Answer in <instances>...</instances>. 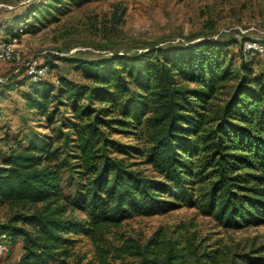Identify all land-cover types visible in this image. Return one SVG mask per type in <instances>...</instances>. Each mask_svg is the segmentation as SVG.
Instances as JSON below:
<instances>
[{
    "label": "trees",
    "instance_id": "16d2710c",
    "mask_svg": "<svg viewBox=\"0 0 264 264\" xmlns=\"http://www.w3.org/2000/svg\"><path fill=\"white\" fill-rule=\"evenodd\" d=\"M229 44L203 37L69 59L87 82L25 75L26 106L48 124L59 113V129L1 158L0 203L24 210L0 222V239L21 238L19 264H111L124 256L133 258L127 264H212L218 249L198 251L188 237L157 229L139 241L114 229L134 214L182 205L198 207L225 227L264 223V64L256 70L250 56L256 52L241 48L237 80L221 99ZM113 133H130L136 143H122ZM138 156L152 174L128 161ZM62 170L69 172L68 193L60 184ZM74 209L84 217L66 213ZM75 234L93 242L92 258L76 253ZM257 251L237 254L248 264H264Z\"/></svg>",
    "mask_w": 264,
    "mask_h": 264
},
{
    "label": "rangeland",
    "instance_id": "374dc122",
    "mask_svg": "<svg viewBox=\"0 0 264 264\" xmlns=\"http://www.w3.org/2000/svg\"><path fill=\"white\" fill-rule=\"evenodd\" d=\"M44 1L0 0V38L26 25L19 41L21 60L18 63L0 60V163L12 148L22 149L33 139L54 136L59 129V113L55 122L48 124L44 116H38L25 104L23 93L29 84L24 78L27 60L34 59L48 67L44 80L56 82L62 74L77 82H87L69 59L105 58L154 45L218 38L230 43L225 49L230 73L221 88V99L237 80L241 48L256 52L250 55L256 70L264 64V0H91L81 5L46 0L52 3L48 11ZM35 9L38 10L30 15ZM64 115H69L68 109ZM111 137L126 144L136 143L130 133H113ZM142 159L128 157V161H136L133 167L152 174ZM69 179V172L62 170L60 184L64 193L72 190ZM22 210V204L0 203V222ZM66 213L84 217L77 209ZM157 229L167 237L190 238L198 251L217 248L219 256L212 264H248L237 253L250 249H259L253 254H264V223L225 227L196 206L182 205L151 215L134 214L114 230L144 241ZM71 236L76 239V253L86 258L94 256L95 246L88 236ZM113 237L106 236L117 244ZM3 240L8 250L0 255V264H19L21 238ZM131 261L130 256L110 259L111 264ZM187 264H194V260Z\"/></svg>",
    "mask_w": 264,
    "mask_h": 264
},
{
    "label": "built area",
    "instance_id": "2783aa9c",
    "mask_svg": "<svg viewBox=\"0 0 264 264\" xmlns=\"http://www.w3.org/2000/svg\"><path fill=\"white\" fill-rule=\"evenodd\" d=\"M25 27V24L19 26L16 30L18 34L15 33L0 38V60L13 63H18L21 60L19 41ZM25 70L30 79L33 80L41 79L48 73V67L45 64L37 63L34 59L26 61ZM7 250V243L3 239H0V255Z\"/></svg>",
    "mask_w": 264,
    "mask_h": 264
},
{
    "label": "crops",
    "instance_id": "0c3cea01",
    "mask_svg": "<svg viewBox=\"0 0 264 264\" xmlns=\"http://www.w3.org/2000/svg\"><path fill=\"white\" fill-rule=\"evenodd\" d=\"M21 4H22V3H21ZM23 6H25V5L23 4V5L19 6V7H23ZM19 7H18V8H19Z\"/></svg>",
    "mask_w": 264,
    "mask_h": 264
}]
</instances>
